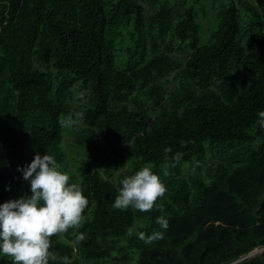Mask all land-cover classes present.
<instances>
[{"label": "trees", "instance_id": "trees-1", "mask_svg": "<svg viewBox=\"0 0 264 264\" xmlns=\"http://www.w3.org/2000/svg\"><path fill=\"white\" fill-rule=\"evenodd\" d=\"M261 111L264 0H0V205L32 195L18 168L36 154L89 201L49 264H264L242 260L264 248ZM169 147L183 158L165 176ZM148 164L164 211L115 209ZM161 215L164 238L145 244Z\"/></svg>", "mask_w": 264, "mask_h": 264}, {"label": "clouds", "instance_id": "clouds-1", "mask_svg": "<svg viewBox=\"0 0 264 264\" xmlns=\"http://www.w3.org/2000/svg\"><path fill=\"white\" fill-rule=\"evenodd\" d=\"M87 90L76 93L75 99L86 103ZM259 123L264 127V111L258 113ZM83 114L76 112L61 119L63 127L78 126ZM181 146L186 147L187 142L181 140ZM164 175L167 176L169 168H175L183 158V153L172 149L164 150ZM152 165L148 164L134 175L122 181L113 207L126 210L129 207L140 212H151L154 208L163 212L162 204L157 201L167 192L166 185L161 178L154 174ZM23 178L30 182V197L10 200L0 205V255L12 258L13 264H49V260H56L57 256L50 251L53 236H61L69 229H80L84 222V211L89 201L84 196L82 187L76 183H69V175L61 171V165L49 154L41 156L36 154L33 162L20 169ZM104 171L103 169L98 170ZM156 224L160 230H153L150 235L139 233V239L145 244H152L164 238L169 228V219L165 215L157 217ZM134 228L128 229L132 235ZM75 240L80 243L86 239L82 232H73ZM63 264H69L67 256Z\"/></svg>", "mask_w": 264, "mask_h": 264}, {"label": "rangeland", "instance_id": "rangeland-1", "mask_svg": "<svg viewBox=\"0 0 264 264\" xmlns=\"http://www.w3.org/2000/svg\"><path fill=\"white\" fill-rule=\"evenodd\" d=\"M127 172V171H126ZM22 192V188L19 190V194ZM264 252V248H260V249H256L254 252H252L251 254L245 256L242 260H247V259H251L253 257L259 256L260 254H262Z\"/></svg>", "mask_w": 264, "mask_h": 264}, {"label": "water", "instance_id": "water-1", "mask_svg": "<svg viewBox=\"0 0 264 264\" xmlns=\"http://www.w3.org/2000/svg\"><path fill=\"white\" fill-rule=\"evenodd\" d=\"M240 260H241V259H239V260H236V261H235V262H233L232 264H236V263H238Z\"/></svg>", "mask_w": 264, "mask_h": 264}]
</instances>
